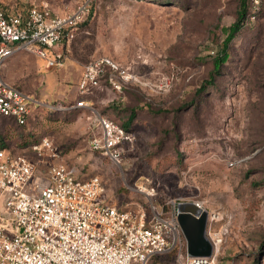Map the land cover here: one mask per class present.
Instances as JSON below:
<instances>
[{
  "label": "rangeland",
  "instance_id": "374dc122",
  "mask_svg": "<svg viewBox=\"0 0 264 264\" xmlns=\"http://www.w3.org/2000/svg\"><path fill=\"white\" fill-rule=\"evenodd\" d=\"M38 1L69 14L84 0ZM238 3L92 0L63 66L48 68L25 50L6 61L8 82L57 111L40 106L26 126H4L0 143L36 161L30 144L47 137L77 177L99 175L104 195L119 207L200 202L218 215L211 235L222 237L218 264H264V1L260 16L231 42L214 85L197 93L210 79ZM103 55L139 75V85L122 92L104 88L84 97L132 132L120 164L89 147L100 134L96 115L74 107L83 66ZM39 169L46 175V164ZM177 253L162 258L173 262Z\"/></svg>",
  "mask_w": 264,
  "mask_h": 264
},
{
  "label": "built area",
  "instance_id": "2783aa9c",
  "mask_svg": "<svg viewBox=\"0 0 264 264\" xmlns=\"http://www.w3.org/2000/svg\"><path fill=\"white\" fill-rule=\"evenodd\" d=\"M91 1L60 14L44 1L0 0V129L7 122L28 123L40 106L57 109L8 82L2 68L22 50L44 59L48 68L63 66L65 47ZM263 1L251 0L253 10H260ZM132 85H139L135 71L110 56H99L83 66L77 89L82 98L74 104L96 115L100 134L91 137L89 147L119 164L132 132L84 97L104 88L122 92ZM30 147L36 161L0 145V264H218L222 237L211 236L217 214L209 215L207 222L212 255L190 256L178 202L169 209L154 204L119 207L104 195L99 175L80 179L59 161L50 139L43 137ZM43 163L48 169L42 176ZM227 231L223 228L222 235ZM176 248V261L161 259Z\"/></svg>",
  "mask_w": 264,
  "mask_h": 264
},
{
  "label": "water",
  "instance_id": "95a60500",
  "mask_svg": "<svg viewBox=\"0 0 264 264\" xmlns=\"http://www.w3.org/2000/svg\"><path fill=\"white\" fill-rule=\"evenodd\" d=\"M178 221L187 240L190 256L212 255L213 244L207 236L209 212L194 201L177 203Z\"/></svg>",
  "mask_w": 264,
  "mask_h": 264
},
{
  "label": "trees",
  "instance_id": "16d2710c",
  "mask_svg": "<svg viewBox=\"0 0 264 264\" xmlns=\"http://www.w3.org/2000/svg\"><path fill=\"white\" fill-rule=\"evenodd\" d=\"M263 11V6L258 11H254L252 7L251 0H239L238 8H237V16L236 20L228 27H224L223 30L226 33V37L223 40V43L221 45V49L218 51L216 56L213 57V70L210 73V79L207 81H204L201 86L197 89V93H201L206 89L208 85H214V82L216 80V77L221 74L222 66L226 64V62L230 59V47L231 42L233 39L240 33L242 30H245L249 27L251 16H255V18L259 17L260 14ZM53 112H56L57 109L52 110ZM68 111V110H66ZM117 121V120H115ZM119 122V121H117ZM121 125L125 127L128 131H130L125 124L122 122ZM28 123L24 125H17L13 122H7L4 126H14V127H24ZM4 128V127H3ZM2 128V129H3ZM0 129V130H2ZM3 139V138H2ZM34 142V141H32ZM0 145L6 147L7 149L13 151L8 145L3 144V142L0 143ZM163 258H166L163 256ZM161 258V259H163Z\"/></svg>",
  "mask_w": 264,
  "mask_h": 264
},
{
  "label": "crops",
  "instance_id": "0c3cea01",
  "mask_svg": "<svg viewBox=\"0 0 264 264\" xmlns=\"http://www.w3.org/2000/svg\"><path fill=\"white\" fill-rule=\"evenodd\" d=\"M2 205V203H1V200H0V206Z\"/></svg>",
  "mask_w": 264,
  "mask_h": 264
},
{
  "label": "bare ground",
  "instance_id": "6f19581e",
  "mask_svg": "<svg viewBox=\"0 0 264 264\" xmlns=\"http://www.w3.org/2000/svg\"><path fill=\"white\" fill-rule=\"evenodd\" d=\"M200 205H201V203L200 202H198ZM202 206V205H201Z\"/></svg>",
  "mask_w": 264,
  "mask_h": 264
}]
</instances>
